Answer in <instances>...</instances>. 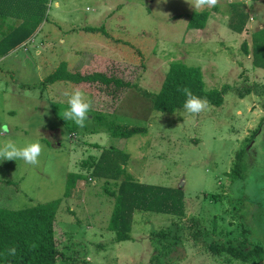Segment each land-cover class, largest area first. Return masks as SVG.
<instances>
[{"label":"rangeland","instance_id":"1","mask_svg":"<svg viewBox=\"0 0 264 264\" xmlns=\"http://www.w3.org/2000/svg\"><path fill=\"white\" fill-rule=\"evenodd\" d=\"M231 4L249 14L243 34L229 27ZM205 10L211 12L206 29L191 30L181 16L196 12L186 0H50L47 19L31 41L0 57V128H8L0 142L42 145L35 166L0 160V208L62 200L57 234L75 256L68 264H149L160 247L153 235L162 231H171L170 242L179 241L170 264H264L216 256L207 248L245 239L264 248V70L244 50L264 28V0H218L200 12ZM95 57L135 66L138 83L101 123L95 118L99 101L86 94L92 106L79 127L60 117L68 107L65 93L75 87L42 82L63 62L76 71ZM173 62L201 68L206 89L223 92V104L208 102L198 115L156 111L153 99ZM107 105L109 100L99 109ZM110 126L147 128L148 134L118 139ZM109 147L131 156L128 170L141 183L182 189L187 217L137 211L133 239L117 242L109 229L114 199L104 181L79 183L66 199L68 175ZM250 147L256 155L247 154ZM239 152L245 177L235 180L230 172Z\"/></svg>","mask_w":264,"mask_h":264},{"label":"trees","instance_id":"2","mask_svg":"<svg viewBox=\"0 0 264 264\" xmlns=\"http://www.w3.org/2000/svg\"><path fill=\"white\" fill-rule=\"evenodd\" d=\"M49 3L50 0H0V57L14 53L31 41L47 19ZM181 17L187 20L189 29L204 30L211 12L205 10ZM249 20L246 10L231 4L229 27L233 32H246ZM89 30L99 31L94 28ZM244 50L247 55H251L253 66L264 70V28L253 33L250 48L245 43ZM134 69L133 65L108 58L103 60L95 57L88 66L76 71L70 70L68 63L63 62L42 85L72 84L75 89L99 101V105L109 100L105 111L97 106L95 118L101 123L103 117L113 115L126 94L137 87L139 75ZM185 86L195 95L206 98L211 105L221 106L224 102L223 92L206 89L201 68L173 62L160 92L153 99V108L165 114L182 110L185 97L177 89ZM71 133L74 134L73 131ZM109 133L118 139H129L136 135H147L148 130L110 126ZM92 146L100 149L98 145ZM235 160L230 175L235 180L243 179L244 152H239ZM130 161L128 153L114 147L104 148L98 157L90 156L80 162L78 173L67 177L66 199L74 196L79 183L105 182L106 191L114 199L109 229L115 234L117 242L133 239L134 215L137 211L168 214L180 219L187 217L186 198L182 189L141 183L129 172ZM109 184H113L114 189L108 188ZM61 204L62 200H58L22 210L0 208V264L73 263L75 256L71 248L64 245V235L57 234V215ZM171 236V231L153 235L160 247L149 264H170L176 259L171 255L176 252L179 241L170 242ZM10 247L16 248L14 256L6 252ZM207 248L216 256L226 255L243 263L255 260L264 263V248L252 245L247 239L212 242Z\"/></svg>","mask_w":264,"mask_h":264},{"label":"clouds","instance_id":"3","mask_svg":"<svg viewBox=\"0 0 264 264\" xmlns=\"http://www.w3.org/2000/svg\"><path fill=\"white\" fill-rule=\"evenodd\" d=\"M186 2L190 4L196 13L205 8H213L218 4V0H186ZM177 91L185 97L182 107L186 113L198 115L208 107L207 99L195 95L189 87H180ZM65 95L67 96L68 107L60 113V117L66 121L74 122L79 127H84L92 106L90 100L79 89L66 92ZM7 132V125L0 128V135ZM41 153L42 145L38 141H28L23 145H18L12 139L0 142V160L3 161H23L26 164L35 166L39 163ZM6 252L8 255L14 256L16 248L10 247Z\"/></svg>","mask_w":264,"mask_h":264},{"label":"flooded vegetation","instance_id":"4","mask_svg":"<svg viewBox=\"0 0 264 264\" xmlns=\"http://www.w3.org/2000/svg\"><path fill=\"white\" fill-rule=\"evenodd\" d=\"M259 129H260V128H259ZM261 133H262V132H261ZM258 134H260L259 130H258L256 136H257ZM256 136H255V137H256ZM253 140H254V138L251 140V142H252ZM251 148H252V147L247 148V154H248V155H250V154H255V155H256V153H255L256 151L252 150V152H250ZM248 163H249V159H248ZM248 165H250V163H249Z\"/></svg>","mask_w":264,"mask_h":264},{"label":"crops","instance_id":"5","mask_svg":"<svg viewBox=\"0 0 264 264\" xmlns=\"http://www.w3.org/2000/svg\"><path fill=\"white\" fill-rule=\"evenodd\" d=\"M23 47V46H22Z\"/></svg>","mask_w":264,"mask_h":264}]
</instances>
